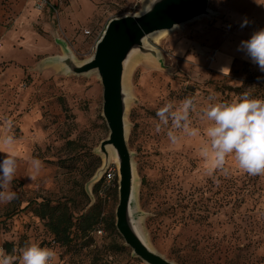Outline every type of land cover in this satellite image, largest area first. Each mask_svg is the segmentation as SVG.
Masks as SVG:
<instances>
[{
    "label": "rangeland",
    "instance_id": "374dc122",
    "mask_svg": "<svg viewBox=\"0 0 264 264\" xmlns=\"http://www.w3.org/2000/svg\"><path fill=\"white\" fill-rule=\"evenodd\" d=\"M143 3L63 0L54 12L37 9L35 0H0V136H14L11 150L18 157L10 185L17 199L0 203V249L6 254L18 257L35 242L54 248L58 264H145L110 227L118 203L112 152L101 176L110 171L111 178H104L97 193L92 191L103 163L97 149L108 134L100 81L95 73H68L50 60L63 55L62 44L76 61L88 59L108 20L137 13ZM208 8L210 16L157 40L148 38L159 59L138 55L127 74V146L136 179L133 213L148 244L177 264H264V175L242 173L231 158L227 173L209 175L198 156L203 136L172 144L166 131H155L156 111L166 101L193 97L198 107L231 102L242 94L238 87L259 88L264 95V72L258 66L236 59L229 74H220L207 60H197L201 50L209 59L210 49L240 44L236 19L264 20V0H208ZM180 41L189 46L177 56ZM191 119L194 127H204L197 114ZM7 151L0 152V159ZM30 157L43 162L35 181L28 178ZM44 200L67 202L74 215L98 203L102 233H76L69 244H61L34 213Z\"/></svg>",
    "mask_w": 264,
    "mask_h": 264
},
{
    "label": "water",
    "instance_id": "95a60500",
    "mask_svg": "<svg viewBox=\"0 0 264 264\" xmlns=\"http://www.w3.org/2000/svg\"><path fill=\"white\" fill-rule=\"evenodd\" d=\"M143 5L137 13L109 19L88 59L76 61L70 50L62 44L63 55L50 57V60L62 65L68 73H95L100 81L101 115L108 134L97 149L103 156V163L93 177V182H97L105 172L112 152L118 170L115 227L124 240V245L145 264H177L148 244L133 213L136 179L127 146L126 115L129 95L125 81L134 57L151 55L159 59L158 51L145 44L148 38L164 31L170 32L186 22L210 16L213 12L208 8V0H147L146 3L144 0Z\"/></svg>",
    "mask_w": 264,
    "mask_h": 264
},
{
    "label": "clouds",
    "instance_id": "9594fccd",
    "mask_svg": "<svg viewBox=\"0 0 264 264\" xmlns=\"http://www.w3.org/2000/svg\"><path fill=\"white\" fill-rule=\"evenodd\" d=\"M248 23L245 19L241 27ZM238 51L244 52L264 72V28L242 40ZM214 99L210 97V101ZM193 113L204 122L202 129L193 126ZM156 118L155 131H166L172 144H178L185 138H205L199 144L198 156L204 161L209 175L218 170L227 173L225 165L229 158L242 173L264 175V98L245 92L231 102H209L198 107L193 97H185L179 102L166 101L157 109ZM8 127H11L10 123ZM15 143L13 135L0 136V152L5 147L9 149L0 159V203L3 204L17 199V193L10 188L18 170L17 154L11 150ZM26 163L28 178L35 181L43 169V162L30 157ZM57 259L54 248L35 242L25 245L18 257L0 249V264H55Z\"/></svg>",
    "mask_w": 264,
    "mask_h": 264
},
{
    "label": "trees",
    "instance_id": "16d2710c",
    "mask_svg": "<svg viewBox=\"0 0 264 264\" xmlns=\"http://www.w3.org/2000/svg\"><path fill=\"white\" fill-rule=\"evenodd\" d=\"M238 90L243 93L247 92L253 97L264 98L263 94L259 93V88L245 91L242 87ZM244 90V91H243ZM106 176L103 175L94 185L92 191L97 193L98 187ZM106 179V178H105ZM34 213L45 220L48 230L54 235L61 244H69L76 233L81 236L89 231L97 230L101 223V209L98 203H93L85 212L74 215V210L67 202H57L51 204L49 201L38 202V205L33 209ZM115 227V218L110 221V227ZM116 229V227H115ZM4 249L10 253L9 247L5 244Z\"/></svg>",
    "mask_w": 264,
    "mask_h": 264
},
{
    "label": "crops",
    "instance_id": "0c3cea01",
    "mask_svg": "<svg viewBox=\"0 0 264 264\" xmlns=\"http://www.w3.org/2000/svg\"><path fill=\"white\" fill-rule=\"evenodd\" d=\"M247 19L249 21L248 25L245 27H241V24L243 23V21ZM236 31L240 32L241 35V39L238 42H241L242 40L248 39L250 37V35L261 28H264V20L261 19L258 16H245L242 18H238L236 19ZM240 44L236 45L233 43H224L221 46L215 48L217 49V54L215 56V58L211 61H209L208 57H206L205 55V51L206 50H201L200 51V55L197 59L198 61L200 60H207V64L208 67L216 73H220V74H229L233 67H234V62L236 59H242L250 64H253L251 62V60L245 55L244 52L242 51H238V46ZM189 43H187L186 41H180L175 45V50H176V55L179 56L182 53L185 52V50L188 48ZM215 49H210V51L212 52ZM255 65V64H253ZM257 66V65H255ZM222 69V71H221ZM230 69V71H229Z\"/></svg>",
    "mask_w": 264,
    "mask_h": 264
},
{
    "label": "built area",
    "instance_id": "2783aa9c",
    "mask_svg": "<svg viewBox=\"0 0 264 264\" xmlns=\"http://www.w3.org/2000/svg\"><path fill=\"white\" fill-rule=\"evenodd\" d=\"M63 3V0H35V5L36 8L39 10H42L46 7H49L52 11L56 12L58 10V7ZM215 51L213 50L210 54H209V59H211L214 56ZM115 173H113L114 176ZM107 179L111 178V173L110 171H107L105 174ZM98 234L102 233V230L100 228H98L97 230H95ZM55 264H58L57 262H55Z\"/></svg>",
    "mask_w": 264,
    "mask_h": 264
},
{
    "label": "bare ground",
    "instance_id": "6f19581e",
    "mask_svg": "<svg viewBox=\"0 0 264 264\" xmlns=\"http://www.w3.org/2000/svg\"><path fill=\"white\" fill-rule=\"evenodd\" d=\"M146 1H147V0H145V3H146ZM144 5H145V4H144ZM144 5H143V6H144ZM165 33H166V31L161 32V33H158V34H154L153 36H151V38H152V40H153V39H154V40H157V38L161 37V36H162L163 34H165ZM145 44H146V45H149V44H148V41H146ZM149 46H150V45H149ZM214 51H215L214 56H213L211 59H209L210 61L213 60V59L215 58L216 54H217V49H215ZM135 60H136V58L134 57V58L132 59L131 63H130L129 70H130V68H131V66H132V64L134 63ZM109 151H111V150L109 149ZM111 156H112V155H111Z\"/></svg>",
    "mask_w": 264,
    "mask_h": 264
}]
</instances>
